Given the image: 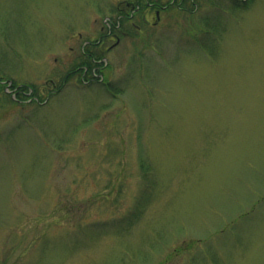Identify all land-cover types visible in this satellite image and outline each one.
<instances>
[{"label": "rangeland", "instance_id": "374dc122", "mask_svg": "<svg viewBox=\"0 0 264 264\" xmlns=\"http://www.w3.org/2000/svg\"><path fill=\"white\" fill-rule=\"evenodd\" d=\"M136 1L0 0V264H264V0L125 21L64 84Z\"/></svg>", "mask_w": 264, "mask_h": 264}, {"label": "flooded vegetation", "instance_id": "af4514ba", "mask_svg": "<svg viewBox=\"0 0 264 264\" xmlns=\"http://www.w3.org/2000/svg\"><path fill=\"white\" fill-rule=\"evenodd\" d=\"M130 8H131L130 9L131 12L127 22H129L131 26L136 28V30H140L141 25L140 23H138L140 21L145 25H156L157 21L160 18V12L162 9L166 8V5L163 6L159 2V0H145L144 5L140 6L139 1L137 0L135 3H132L130 5ZM114 28H116L117 30H115ZM123 34H129V33H127V31H124L123 28H117V25L114 26V24L111 23V26L108 27L107 32L101 31V33L98 36V40L92 43V47H91L92 49L91 50L89 49L90 52L87 54L93 56V52L97 51L99 56L100 54H102L103 51H105V49L110 48L114 43L119 42ZM111 40L115 42L109 45L107 48H105L106 44ZM72 72L74 71L69 70L67 74L64 76L63 79L64 84L66 83L65 81L72 74ZM60 87L61 86H58L57 84L53 86V88H55V91H58V88Z\"/></svg>", "mask_w": 264, "mask_h": 264}, {"label": "trees", "instance_id": "16d2710c", "mask_svg": "<svg viewBox=\"0 0 264 264\" xmlns=\"http://www.w3.org/2000/svg\"><path fill=\"white\" fill-rule=\"evenodd\" d=\"M175 1H177V5L174 4ZM194 1L195 0H174V2H171V0H170L169 2H167L166 7H167V9H169L171 7H176L177 9H181V6L184 2H189V3L192 2L194 4ZM139 5L142 6L141 1L139 2ZM194 10H195V7H194ZM129 15H130V12L125 14V15L123 14L122 17L118 18V22L114 23V26H116V24H118V23H119V25H122V24H124L125 21L127 22ZM89 49L91 50L90 46L88 47L87 50L84 49L83 53L80 54V56L83 57V60L81 61L80 65H79V66H82V69L77 70V72H81L83 74L85 73V76H87L89 73L92 75L93 68L98 65V62L96 60L103 58V55H101V54L98 56L97 51L93 52V56H90L89 54H87L90 52ZM92 77H93V75H92ZM13 101L17 102L16 100H13ZM33 101H35V100H33ZM141 167L143 168L144 171H147V169H148V167L144 163V160L141 161Z\"/></svg>", "mask_w": 264, "mask_h": 264}]
</instances>
